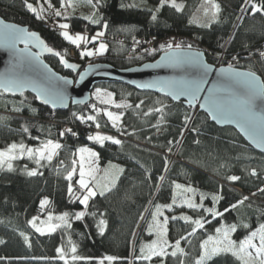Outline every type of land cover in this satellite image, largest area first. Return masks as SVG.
<instances>
[{
  "label": "trees",
  "instance_id": "obj_1",
  "mask_svg": "<svg viewBox=\"0 0 264 264\" xmlns=\"http://www.w3.org/2000/svg\"><path fill=\"white\" fill-rule=\"evenodd\" d=\"M183 1L186 7L180 11L165 4L156 12L160 0H100L98 8L91 7L92 14L95 12L100 19L98 24L89 20L58 17L57 21L70 25L69 31L74 23L77 31L87 33L86 36L103 30L104 36L111 38L106 42L107 50L103 55L83 59L79 56L77 60L68 57V50L73 44L60 34L63 31L59 27L61 23L38 19L37 12H31L24 0H0V16L37 32L54 52H60L68 62L81 67L90 63H107L123 69L153 61L159 55L157 51L130 54V40L179 35L193 48L206 51L209 63H214L222 53L226 58L234 56L243 59V63L234 66L253 70L264 80V57H260V52L264 51V12L253 13L251 9L253 3L264 4V0H249L245 7V0H219V15L208 27L190 23V11L196 0ZM28 2L36 8L37 0ZM50 2L55 7L61 4V0ZM129 4L137 6L122 7ZM153 12L157 16L155 21L151 19ZM105 22L108 25L106 29L103 27ZM234 25L235 30L230 36ZM42 57L55 71L76 77L53 53L48 52ZM252 58L255 66L251 65ZM94 87L109 88L116 99L129 100L131 107L117 109L91 100L85 105H70L68 109L58 111L39 104L27 92L21 95L0 91V147L13 142L38 147L47 140L62 145L58 156L50 162L41 161L37 165L24 157L12 161L11 170L0 169V264H65L59 258L57 248L64 249L68 264H99L108 255L118 258L111 264H161V261L163 264H180V260L184 264H194L200 253V242L212 235L215 228L222 224H237L232 239L239 241L245 238L250 229L264 223V191H261L264 189V153L248 146L233 128L218 127L209 121L205 113L184 105L183 101L172 102L164 95L140 92L118 83H100ZM140 101L143 104L136 108ZM93 104L101 109L122 113L117 127L112 126L103 112L99 113L98 122L104 129L124 133L126 140L119 145L111 141L100 145L88 140L80 127L75 129L76 135L61 136L55 125L45 121L94 126L93 121L81 122L73 116V113L84 117L97 115L91 107ZM157 107H162L163 112H149ZM146 112L149 114L144 115ZM185 115L192 116L186 129ZM24 126L28 127V132L23 131ZM193 128L197 131H192ZM169 141L172 143L169 144ZM177 141L180 144L175 153L176 159H170L163 152H171ZM82 146L96 151L98 163L103 169L111 163L122 168L123 172L115 171V185L104 195L97 193L90 199L84 208L85 216L76 220L74 214L83 210V205L76 199L81 190L76 183L78 176L75 174L69 182L66 173L70 167L69 159ZM31 170H35L37 175L29 176L27 172ZM253 170L256 175H252ZM233 175L240 179L229 180L228 177ZM161 176L164 177L163 181L160 180ZM174 181H184L194 186L198 191L194 196L197 204L201 203L200 193H203L206 197L202 201L204 208H215L224 214L212 218L204 228L188 236L194 226L179 217L188 214L193 219H205L208 213L204 208L167 209L169 239L176 241L186 236V240H181V247L187 255H168L152 261L138 260L136 257L140 255L141 246L153 238L148 232V222L154 205L171 203ZM69 183L74 190L71 196L68 193ZM213 194L222 198L214 203L211 199ZM244 197L248 199L239 204ZM43 199H47L49 204L41 209L40 201ZM233 204H237L235 209L231 207ZM226 208L229 211L225 212ZM64 212L70 214V228L61 227L54 232L41 234L29 223L33 217L43 218L49 213L60 215ZM141 213L144 214L143 220L140 219ZM173 216L177 219H171ZM100 219L107 222L103 235L96 226ZM242 224H248L249 228L242 227ZM73 244L77 248L76 254L84 259L71 260ZM104 264L109 262L105 260ZM208 264L240 262L231 253H223L213 257Z\"/></svg>",
  "mask_w": 264,
  "mask_h": 264
},
{
  "label": "snow or ice",
  "instance_id": "obj_2",
  "mask_svg": "<svg viewBox=\"0 0 264 264\" xmlns=\"http://www.w3.org/2000/svg\"><path fill=\"white\" fill-rule=\"evenodd\" d=\"M26 7L33 13L37 12V9L33 6L32 3H29L28 0H24ZM87 4L91 5L93 9L98 8L100 0H96L94 3L93 0H86ZM206 5L209 7L204 8V15L208 16L211 12V19L208 23H203L200 26L208 27L210 23L216 20L217 15L220 11V5L215 2V0H204ZM245 3H248V0H245ZM165 4H170L171 7L176 8L177 11H180L183 7L181 4H177L176 0H160L159 7L156 8V12L160 10ZM62 7H71L75 8V0H61ZM135 7V4L122 5V7ZM49 7H53L49 3ZM252 12H264V4H255L251 6ZM43 9H41L42 11ZM156 12H153L151 19L155 21L157 19ZM54 14L59 17L66 15L58 9H54ZM37 18L41 17L37 15ZM84 19L89 20L93 24L100 23V19L96 17L95 12L92 15L85 16ZM194 22V21H190ZM0 25H3V29H0V37H3L4 41L11 47L15 48L17 42L24 43L25 47L23 49L16 50V57L18 60V65L20 67H32L33 61L38 60L40 53H33L29 50V44H35L36 47L41 49V52L47 51L53 53L54 55L60 58V63H62L66 68L75 70L79 65L74 63H69L65 59L64 55L60 52H54L53 48L49 47L35 32H29L28 29L23 27H18L15 24H6L3 20H0ZM59 27L63 29L60 33L65 40L75 45L77 48H81V45H87L96 41L99 37L104 36V31H99L91 40L80 33L75 35L69 34L68 23H61ZM103 27L106 29L108 27L105 22ZM160 50L164 51V55L161 57L160 61H157V66L161 63H164L167 66L177 67V68H186L190 67L195 70V75L191 78L181 77L179 79H158L146 84H141V88H157L160 92L165 93L172 97L173 100L179 99L181 96L188 97V103L190 106L194 107V102L199 101V94L203 91V85L207 82L206 77L209 72L213 71L212 65L207 64L203 61V53L199 51H193L192 45L187 44L186 46L182 42H173L169 41L165 44H160ZM107 50V45L103 42L99 43L98 46L95 44L92 48L84 47L80 51L79 55L81 59L85 57H93L98 55H103ZM145 51L155 52L157 49L153 48L151 50L145 49ZM260 56L264 57V52H260ZM236 57H233V60H236ZM89 67H93L89 65ZM145 67H151V65H145ZM44 68L47 69V65H44ZM48 72H51V69H48ZM218 74L222 79L213 85L211 89L208 90V96L204 98V103L200 107L206 108L208 114L212 117L213 120L218 123L225 122H235L242 132H244L252 143L256 147L264 148V108H261L260 111H257V101L260 102V105H264V80H261L260 77L252 71H239L233 64L229 63L227 67H221L217 70ZM55 75V74H53ZM80 79H84V74H81ZM57 81H62L63 85L72 84V80H68L64 77H56ZM31 87L32 90L36 93V99L41 100L44 104H51L53 108L57 106V103L64 104L66 106V89L55 84L51 77L43 75L42 79H32L25 76L23 73H5L0 75V91L4 92H19L23 95V92L26 88ZM221 93V94H218ZM96 99L103 105H113L117 109L129 108L131 105L127 103H117L113 99V94L109 92H102L100 89H97L95 92ZM74 103H83V101H73ZM159 103V101H157ZM143 104V101H140L136 105V108H139ZM92 109L97 113V115H89L87 117L77 116L76 113H73V116L80 120L81 122L93 121L97 128L101 127L98 122L99 113L107 117L108 121L112 123L113 127H117L118 122L121 120V114H115L110 110L98 108L97 105L93 104ZM17 111L19 109H16ZM163 112L162 107H157L155 109H150L149 112ZM146 112L144 115H148ZM163 119V117H161ZM192 119L191 116L185 115V126ZM24 132H28L29 129L27 126L23 127ZM67 132H72V130L66 129ZM192 131H197L196 128H193ZM76 135V133H72ZM61 136L64 135V132L60 133ZM183 135V133H181ZM88 140L94 141L103 145L105 141H111L114 144H121L119 139H114L111 136L101 135L96 133L95 135H89ZM172 141H169L171 144ZM179 143V141H177ZM199 143V141H196ZM62 145L58 142L52 140H47L43 142L38 147H28L23 142L21 143H11L7 145L4 149L0 150V168L5 165L9 170L13 168L12 161L23 158L27 156L29 159H34L37 165L41 164V161L47 160L51 161L53 157L57 154V150L60 149ZM171 151V148H169ZM79 153V160H73V167L68 171L66 179L71 182L73 176L77 172V163L79 164V179L76 183L79 185L81 194L76 196V199L79 200L81 205H84L85 208L88 206L89 200L94 198L97 195V190H99V195H104L106 191L110 190V187L115 185V179L111 181L110 184H101L100 179H98L99 168L96 164L98 159V154L92 151L90 148L81 147L77 150ZM63 163V162H61ZM110 168L117 169L118 172H123L122 168H119L117 165L109 164ZM165 170H167V161L165 163ZM107 175V170H105ZM29 176L37 175L35 170L28 171ZM252 175H256L255 170L252 171ZM231 181H237L240 179L238 176L228 177ZM160 180L163 181L164 177L161 176ZM174 184V190L172 193L171 203L169 204H155V211L151 213L152 222L148 225L149 235L154 234L156 239L152 240L150 243L142 245L140 248V255L136 257L138 260L151 261L153 257H166L171 255L176 257L178 254L180 256H186L184 248L181 247V240H186V236H181L180 239H177L174 244H170L168 236V223L169 217L165 216L162 209L167 208L171 210L174 205L177 204L179 198L182 204L187 205L190 209H199L204 208L202 201L206 198L203 193H200L201 203L197 204L193 197L196 194V189L191 186H185L179 183ZM261 191H264L262 189ZM69 195L74 194L72 184L68 185ZM191 194V195H189ZM222 197L218 195H212L211 199L214 203H217ZM248 197H244L243 200L239 201V204H243L244 200H247ZM151 203V202H150ZM49 204L47 199L40 201V207L43 209L46 205ZM233 209L237 207V204L231 205ZM147 211V209H145ZM206 213L211 214L215 219L216 217H222L223 212L217 211L215 208H204ZM225 212L229 209H224ZM95 215V213H92ZM68 212H64L61 215L53 216L51 213L47 215V219L40 222V225H37V220L39 217H33L29 221L31 226L39 233L43 234L45 231L51 233L56 231L61 227H71L69 223ZM85 216L84 211H79L74 214L76 220H80ZM163 217V219H160ZM140 219H144V214L141 213ZM171 219L175 220L177 217L173 216ZM179 219L191 223L192 227L191 232L188 233V236L193 235L197 229H202L205 226V223H210V221L204 218L193 219L188 215H181ZM58 221V223L54 222ZM97 228L101 235H103L107 222L104 219H100L97 223ZM244 228H249L248 224L241 225ZM237 224L224 225L215 228L214 235H208L206 239H203L200 242L199 248L200 253L198 258L194 260V264H208L213 257L218 256L223 253H231L240 264H264V223L259 224L258 228L250 229L249 233L245 238L236 241L232 239V233H235L237 230ZM23 235V234H21ZM135 235V233H133ZM27 239V238H25ZM258 241V242H257ZM2 242V241H0ZM172 248L171 253L168 252V249ZM57 253L59 258L65 261V264H68L66 260V253L63 248H57ZM71 260L78 261L84 259L83 257L77 255V248L73 244L71 249ZM115 256H105L102 260L99 261V264H104V261L111 262L117 260ZM163 264V261H161ZM180 264H184L183 260H180Z\"/></svg>",
  "mask_w": 264,
  "mask_h": 264
},
{
  "label": "water",
  "instance_id": "obj_3",
  "mask_svg": "<svg viewBox=\"0 0 264 264\" xmlns=\"http://www.w3.org/2000/svg\"><path fill=\"white\" fill-rule=\"evenodd\" d=\"M0 20H3L6 24H15L18 27H23V28L28 29L27 26L7 21L3 19L1 16H0ZM238 20L236 24L238 23ZM0 29H3V25H0ZM28 31L33 32V31H30L29 29ZM24 47H25L24 43L17 42L15 44V48H13L4 41L3 37H0V75H4L5 73L16 72V73H23L25 76L32 78V79H42L43 75H47L51 77L52 81L55 84L61 87H64L66 89V93H65L66 94V101H65L66 106L58 102L57 106L53 108L51 104H44L42 103L41 100H38V99L37 101L39 104L47 106L51 108L52 110L64 111L68 109L70 105H85L86 103L90 102L92 99L91 92L94 86L100 83H118V84L128 85L137 91L151 92V93L164 95L172 102L183 101L184 105L192 107L189 105L188 97L186 96H181L179 99L173 100L171 96L166 95L163 92H160L157 88L139 87V85L141 84H146V83L158 80V79L169 80V79H179L181 77L191 78L192 76L196 74L195 70L190 67L177 68V67L167 66L164 63H161L159 66H157V61H160L161 57L164 55V52L161 53L153 61L145 62L140 65H135V66H131L128 68H123V69L116 68L107 63H90V64H86L84 67H81L79 64H77L79 65V67L76 68L75 70L68 68L76 74V77L73 78L69 76H64L61 73L55 71L42 57L48 52L47 51L41 52V49L36 47L34 43L29 44L28 47L31 52L40 53L38 60L33 61L32 67H27V66L20 67L18 65V60H17L15 53L17 49H23ZM193 51L202 52L197 49H193ZM202 59L205 63L212 65L213 71L208 73L206 77L207 82L203 85V91H201L199 94V101L194 102L195 106L192 108H196L198 111L205 113L209 121L218 127L233 128L242 137V139L248 144V146H250L251 148L255 149L256 151L260 153H264V148L256 147L252 143V141L249 139V137L240 130V128L237 126L235 122L218 123L217 121L212 119V117L208 114V111L206 110V108L200 107V105L204 103V98L208 96L209 94L208 90L211 89L213 85L217 84V82L222 79V77L219 76L217 70L221 67H227V66H217L212 63H209L204 53H203ZM44 65H47V69L44 68ZM89 65H92L93 67L90 68ZM145 65H151V67H145ZM48 69H51V72H48ZM237 70L250 71V70H244L240 68H237ZM81 74H84L83 80L80 79ZM256 75L260 77L257 73ZM57 76L64 77L68 80H72L73 83L69 85H63L62 81L56 80ZM24 92H27L36 98V93L32 90L31 87L26 88ZM8 93L20 94L19 92H15V93L8 92ZM218 94H221V93H218ZM73 101H83V103H74ZM257 106H258L257 111H260L261 108H264V105H260L259 101H257Z\"/></svg>",
  "mask_w": 264,
  "mask_h": 264
},
{
  "label": "rangeland",
  "instance_id": "obj_4",
  "mask_svg": "<svg viewBox=\"0 0 264 264\" xmlns=\"http://www.w3.org/2000/svg\"><path fill=\"white\" fill-rule=\"evenodd\" d=\"M215 2L216 3H218L219 5H220V8H221V2L219 1V0H215ZM49 3L51 4V2H50V0H37V3L35 4L36 5V8H37V15H39L40 17H41V19H43L44 21H48V22H54L55 20L57 21V19H58V17L54 14V9H58V10H60L62 13H66V15H62V16H59L60 18H71V19H73V20H75L76 18L78 19V20H85L86 21V19H84V17L85 16H89V15H92V12H93V10H92V8H91V5H89V4H87V2H82L81 0H75V8L73 9V8H71V7H67V8H65V7H62L61 6V4H60V6L59 7H55V6H53L52 4V6L53 7H49ZM176 3L177 4H181V5H183V7H182V9H184L185 7H186V4H185V1H183V0H176ZM247 4L248 3H245V5H244V7L245 6H247ZM168 5H170V4H168ZM205 7H209L210 8V5H206L205 3H204V0H196V4H195V6L193 7V9H191V11H190V16H189V21H194V22H191V23H193V24H196V25H201V24H203V23H208L209 21H210V19H211V12H209V15L208 16H205L204 15V8ZM41 9H43L42 11H41ZM176 9V8H175ZM181 9V10H182ZM219 15V14H218ZM217 15V16H218ZM242 15V12H240V16ZM238 20V19H237ZM88 21V20H87ZM57 22H60V23H62L61 22V20H58ZM236 25V24H235ZM72 26H73V28L71 29V30H78V27H75V25H74V23H72ZM69 31V30H68ZM99 31H103V30H96L95 31V33H94V35L93 36H95L96 35V33L97 32H99ZM69 34H70V32H69ZM81 34V33H80ZM93 36H91V37H89V39L91 40V38L93 37ZM93 42H95V45L96 46H98V44L99 43H101V42H103V43H105L104 41H102V40H96V41H93ZM92 42V43H93ZM106 45H107V43H105ZM85 47H88V48H92V45H85ZM224 55V54H223ZM70 63V62H69ZM215 65H217V64H215ZM97 89H100L102 92H109V93H112L113 94V99L117 102V103H127V104H130V101L129 100H126V99H116L115 97H114V92L112 91V90H110L109 88H101V87H94L93 89H92V92H91V97H92V99L91 100H93V101H95V102H98V103H100L97 99H96V96H95V92H96V90ZM110 106H113V105H110ZM107 110H110V109H107ZM110 111H112V110H110ZM113 112V111H112ZM113 113H115V114H120V113H118V112H113ZM193 113V112H192ZM192 115V114H191ZM191 115H189V116H191ZM192 117V116H191ZM185 121V120H184ZM190 122H191V120L188 122V124H187V126L190 124ZM119 124H120V121L118 122V124H117V126H119ZM95 126V125H94ZM187 126H185V129L187 128ZM96 127V126H95ZM96 134V133H95ZM95 134H93V135H95ZM120 141H123V140H120ZM105 142H107V141H105ZM108 142H110V141H108ZM179 144H180V142L179 143H177L175 146H174V148H173V150L171 151V152H164V155H166V156H169L170 157V159H176V156H175V153L177 152V149H178V147H179ZM27 146V145H26ZM28 147H32V146H28ZM82 147H87V148H90V147H88V146H82ZM5 147H0V150H2V149H4ZM33 148H35V147H33ZM81 148V147H80ZM79 149V148H78ZM77 149V150H78ZM92 151H94V152H96L94 149H92V148H90ZM77 150H76V152H75V154H74V156L72 157V158H70L69 159V165H70V167H69V169H68V171H70L71 169H72V167H73V164H72V161L73 160H77V162H78V160H79V153L77 152ZM59 152H60V149H58L57 150V154L54 156V157H56V156H58V154H59ZM25 158H28L27 156H24ZM23 157V158H24ZM53 157V158H54ZM29 159V158H28ZM29 160H32V161H34L35 162V160L34 159H29ZM44 161H47V160H44ZM96 164H97V166H98V168H99V172H98V179H100V182H101V184H110L111 183V181L113 180V179H115V177H116V173H115V171L117 170V169H114V168H110V167H108V168H106V169H103L100 165H99V163H98V159H97V161H96ZM112 165H115V164H112ZM76 167H77V172H76V175L78 176V179H79V171H78V168H79V164L77 163V165H76ZM2 168H7V166L5 165L4 167H2ZM2 168H0V169H2ZM105 170H107V175H106V173H105ZM68 171H67V173H68ZM67 173H66V176H67ZM175 183H179V184H182V185H185V186H191V187H193L194 188V186H192V185H190V184H188L187 182H184V181H174ZM195 189V188H194ZM237 190H239V188H236ZM197 192L198 191H196V194H197ZM97 193H99V190H97ZM195 194V195H196ZM189 195H191V194H189ZM214 195V194H213ZM216 195V194H215ZM193 199H194V197H193ZM195 201V200H194ZM174 207H183V208H185V209H188V207H187V205H185V204H182L181 202H180V200H179V198H178V200H177V204L176 205H174L173 206V208ZM84 208H85V206L83 205V210H81V211H84ZM167 210V208H164V209H162V211H163V213H164V215L165 216H169V215H167L166 214V211ZM153 211H155V208L152 210V212ZM53 216H58V215H55V214H52ZM61 215V214H60ZM186 215H188V214H186ZM172 216V215H171ZM189 216V215H188ZM207 218H205L206 220H208V221H210L213 217L211 216V214H207ZM47 219V215L45 216V217H43V218H39V220H38V222H37V225L39 226L40 225V222L41 221H43V220H46ZM160 219H163V217H161ZM54 222H56V223H58V221H54ZM152 222V216H151V218H150V220H149V222H148V225H149V223H151ZM45 232H47V231H45ZM215 234V231H214V233L212 234V235H214ZM153 235V238H152V240H154V239H156V236L154 235V234H152ZM167 239H168V241H169V243L170 244H174L175 243V241H171L170 239H169V236H167ZM206 239V238H205ZM152 240H150L149 242H147V243H145V244H148V243H150ZM258 242V241H257ZM144 244V245H145ZM173 249L172 248H169L168 249V251L169 252H171ZM140 254V253H139ZM158 257H153V259L152 260H155V259H157ZM151 260V261H152Z\"/></svg>",
  "mask_w": 264,
  "mask_h": 264
},
{
  "label": "built area",
  "instance_id": "obj_5",
  "mask_svg": "<svg viewBox=\"0 0 264 264\" xmlns=\"http://www.w3.org/2000/svg\"><path fill=\"white\" fill-rule=\"evenodd\" d=\"M82 33L86 36L85 32H82ZM71 34L75 35V32L72 31ZM184 40L179 38V40L177 42H182L185 46L187 44H189L187 42H184ZM166 42H168L167 39L162 40L161 44H165ZM83 48H84L83 44L81 45V48H77V47L71 48L70 47L68 50V57L73 58V59L78 58L79 53L81 50H83ZM153 48L157 49V46H156L155 40L152 37L146 38V39L145 38H133L129 42V52H131V53L135 52V54H136V53H140V52L145 51V49L151 50ZM149 52H151V51H149ZM220 60L222 61V64L226 65V66L229 63L235 64V62H236V60H233V57L226 58V57L221 56L218 59V61H220ZM37 120H39V118H37ZM45 121L55 125L57 127V129L60 131V133L64 132V134H67V135H72V133H75V129L80 127L84 130V132L87 136L93 135L95 133H100L101 135L111 136L114 139H119V140H126L127 139L126 135L122 132L108 130V129H104L101 127L97 128V127L91 126V125H80V124H76V123L73 124L70 122L58 121V120H45ZM69 128L72 130V132L65 131L66 129H69Z\"/></svg>",
  "mask_w": 264,
  "mask_h": 264
},
{
  "label": "bare ground",
  "instance_id": "obj_6",
  "mask_svg": "<svg viewBox=\"0 0 264 264\" xmlns=\"http://www.w3.org/2000/svg\"><path fill=\"white\" fill-rule=\"evenodd\" d=\"M249 1V0H248ZM234 30H235V25H234V27L231 29V32H230V36L232 35V33L234 32ZM72 31H74L75 32V34H77V33H81V34H83L82 32H79V31H75V30H70L69 32H70V35H72L71 34V32ZM94 33L95 32H92V35H90L89 34V36H87V37H90V36H93L94 35ZM87 34V33H86ZM84 35V34H83ZM153 39H154V37H152ZM179 38H181L182 40H184V37H182V36H179V35H170V36H168V37H164V38H155L154 40H155V43H156V46H157V52H158V54L160 55L161 53H163L164 51L163 50H160V48H159V46H160V44H161V41L162 40H165V39H167V41L169 42V41H173V42H177L178 40H179ZM118 40H119V38H117ZM98 40H102V41H104L105 43L107 42V40H111V38H107L106 36H103V37H99L98 38ZM184 42H186L185 40H184ZM93 44H95V42H93V43H89V45H92V47H93ZM84 45V44H83ZM74 47H76L75 45H72L71 46V48H74ZM84 47H85V45H84ZM193 48V47H192ZM193 49H195V48H193ZM197 50H199V49H197ZM137 51V50H136ZM200 51H202L204 54H206V51H204V50H201L200 49ZM143 52H148V51H143ZM143 52H140V53H143ZM264 52V51H263ZM130 54H132V55H136V54H140V53H136L135 54V52L134 53H131V52H129ZM158 55V56H159ZM157 56V57H158ZM225 57L224 55H223V53L215 60V62L214 63H212V64H217V66H226V65H223L222 64V61L220 60V61H218V59L220 58V57ZM232 57H234V56H232ZM261 57V56H260ZM75 60H77V58H75ZM243 59H236V62H235V64L234 65H236V64H241V63H243V61H242ZM70 63H74V62H70ZM219 63V64H218ZM251 63H253V64H251V65H254V58H252L251 59ZM74 64H76V63H74ZM255 66V65H254ZM234 67H236V66H234ZM236 68H239V67H236ZM240 69H242V68H240ZM244 70H249V69H244ZM250 71H253V70H250ZM253 72H255V71H253ZM255 73H257V72H255ZM259 75V74H258ZM260 76V75H259ZM261 77V76H260ZM262 78V77H261ZM263 80V79H262Z\"/></svg>",
  "mask_w": 264,
  "mask_h": 264
},
{
  "label": "flooded vegetation",
  "instance_id": "obj_7",
  "mask_svg": "<svg viewBox=\"0 0 264 264\" xmlns=\"http://www.w3.org/2000/svg\"><path fill=\"white\" fill-rule=\"evenodd\" d=\"M74 73V72H73Z\"/></svg>",
  "mask_w": 264,
  "mask_h": 264
}]
</instances>
